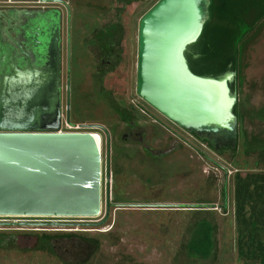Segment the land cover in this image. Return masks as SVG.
Wrapping results in <instances>:
<instances>
[{"label":"rangeland","instance_id":"rangeland-1","mask_svg":"<svg viewBox=\"0 0 264 264\" xmlns=\"http://www.w3.org/2000/svg\"><path fill=\"white\" fill-rule=\"evenodd\" d=\"M60 1L62 5L50 4L61 7L65 42L68 31L77 56L69 117L76 124H98L103 129L102 212L96 217L0 216V232L17 240L7 247L0 243V264H247L238 250L235 174L263 171L256 166V155H244L241 145L234 152L230 142L213 148L137 93L139 24L158 0ZM237 3L224 13L230 27L218 29L234 38L226 69L218 75L235 72L238 128L249 138H264V18L244 42L236 40L233 30L245 18L252 22L254 13L264 10V0ZM2 5L5 0H0ZM112 26L120 27L124 50L120 64L109 70L102 86L94 76L92 37ZM51 31L43 28V35L50 36ZM28 34L31 51L37 34ZM114 106L135 112L144 131L142 144L122 140L127 124ZM204 218L217 225V244L208 258L194 256L188 249L195 223ZM43 233H75L80 240H66L60 248L54 241L40 242ZM75 244L80 250L75 251Z\"/></svg>","mask_w":264,"mask_h":264},{"label":"water","instance_id":"water-1","mask_svg":"<svg viewBox=\"0 0 264 264\" xmlns=\"http://www.w3.org/2000/svg\"><path fill=\"white\" fill-rule=\"evenodd\" d=\"M210 4L159 0L144 14L137 93L189 132L236 137L238 94L231 88L235 72L197 74L186 56L203 33ZM59 38L57 28L45 37L39 67L16 42L27 66H18L17 55H12L10 73L1 83L0 216L96 217L102 212V135L60 131Z\"/></svg>","mask_w":264,"mask_h":264},{"label":"trees","instance_id":"trees-1","mask_svg":"<svg viewBox=\"0 0 264 264\" xmlns=\"http://www.w3.org/2000/svg\"><path fill=\"white\" fill-rule=\"evenodd\" d=\"M122 1L130 3V0ZM237 1L211 0L209 6L210 16L204 26L203 33L198 42L190 46L186 51L189 65L195 73L219 76L218 74L226 69V57H229L228 52L232 49L231 43L234 38L230 32H218V29L222 27L225 30L226 27H230L229 19L225 18L226 15L224 16V13L229 8H233L234 5L238 6ZM248 9L244 8V10ZM254 14L252 22L245 18L244 24L238 23L236 27L234 26L233 30L237 32L236 35L238 36L236 40L240 43L245 41L260 20L264 18V10L256 11ZM102 33L105 34L102 35ZM121 34L120 27L112 26L104 32H98L97 36L101 41L102 38L108 37L115 47H120ZM217 39H221L223 47H214ZM226 42L229 44L227 48H225ZM234 83L231 84L232 90H235ZM113 108L118 113H121L119 106H114ZM234 112L239 122L241 114L238 111V103L235 106ZM223 133L221 132L219 135H223ZM195 135L210 146H213V148L215 147L207 137L203 138L199 134ZM228 137H230L229 147L234 152L241 145L244 155H256L257 168H264V138H259L258 136L249 138L242 127H237L236 137ZM215 148L218 149L217 147ZM234 192L239 256L247 264H264V170L249 172L244 176L237 171L235 174ZM224 196L226 199V193ZM194 228L193 238L188 245L189 252L200 258H208L217 244L215 236L217 225L210 223L209 219L204 218L197 220ZM51 237L50 235H45L47 241ZM1 242L2 239L0 238Z\"/></svg>","mask_w":264,"mask_h":264},{"label":"flooded vegetation","instance_id":"flooded-vegetation-1","mask_svg":"<svg viewBox=\"0 0 264 264\" xmlns=\"http://www.w3.org/2000/svg\"><path fill=\"white\" fill-rule=\"evenodd\" d=\"M55 2H57V4L62 5L60 0H5V5L0 6V87L3 80L10 73L9 69L10 65L12 64L10 57H12V55H17L16 62L18 66H27V56L25 53H22L20 51L19 46L16 44L18 38H20L22 41L19 42V44L22 45L23 49L28 54H31V64L34 67H39L44 63L42 58V55L44 54V49L42 48L41 43L43 42L45 44L46 41L45 35H43V28L49 27L51 30H55L57 28L59 30L60 36V95L62 110L61 126L65 124L73 126L78 125L81 126L82 130H87V132H99L102 135L103 133L101 132L103 131V129L99 127L98 124H76L71 121L70 117L68 119L70 112V96L73 94V92H75V86L72 85V82H74V67L77 61V56L73 52V43L69 39L68 31L67 39L65 42V31H63L62 23V9L57 4H50ZM45 3H49V5H46ZM30 31H35V34H37L36 40L39 41V44H36L33 41V45H35V48L32 47L31 49L33 53L29 51L30 46H32L29 40L30 35L28 34ZM97 34L98 33L95 34V37H92L93 47L96 48V51L93 50V59L96 62V72L94 76L96 83H102L101 85L103 86L104 81L110 73L109 70L115 69L120 64L119 62L124 49L121 47H115L110 42V39L108 37L102 38L101 41ZM104 34L105 33H102V35ZM94 38L95 40H93ZM64 47H66L65 52ZM65 70L68 71V75L64 77ZM119 108L121 109V113H119V115L122 120L127 124V131L122 136V140L126 143L131 144L136 142L142 144V142L144 141V131L139 128L135 121V112L131 109L125 110V108L122 106H119ZM219 134L201 136L203 138L207 137L211 144L214 146H218L219 144H223L225 142H230V137H224L223 135ZM198 139L203 141L200 138ZM146 149L151 150L148 147H146ZM19 235L23 237H28L25 233H20ZM0 237H2L1 245L4 247H7L9 243L17 244L16 236L12 234L4 235L0 232ZM38 239L42 243L45 242V234L43 233L42 236H38ZM71 239L80 240V237H78L75 233H57L52 236L49 240L56 242L58 244L57 246L62 248L67 242L66 240ZM78 244H75L78 248H76L77 250L75 251L80 250Z\"/></svg>","mask_w":264,"mask_h":264},{"label":"built area","instance_id":"built-area-1","mask_svg":"<svg viewBox=\"0 0 264 264\" xmlns=\"http://www.w3.org/2000/svg\"><path fill=\"white\" fill-rule=\"evenodd\" d=\"M61 132L63 131H80V132H87V130H82L81 126H73V125H69V124H65L61 126L60 129Z\"/></svg>","mask_w":264,"mask_h":264},{"label":"bare ground","instance_id":"bare-ground-1","mask_svg":"<svg viewBox=\"0 0 264 264\" xmlns=\"http://www.w3.org/2000/svg\"><path fill=\"white\" fill-rule=\"evenodd\" d=\"M221 43H222L221 39H217L214 47L215 48L219 47L221 45ZM13 217H33V216H13ZM35 217H37V216H35ZM40 217H43V216H40Z\"/></svg>","mask_w":264,"mask_h":264}]
</instances>
